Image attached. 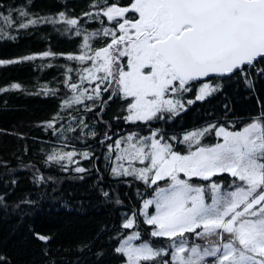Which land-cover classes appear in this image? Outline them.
<instances>
[{
	"label": "snow or ice",
	"instance_id": "6c2138e0",
	"mask_svg": "<svg viewBox=\"0 0 264 264\" xmlns=\"http://www.w3.org/2000/svg\"><path fill=\"white\" fill-rule=\"evenodd\" d=\"M30 4L0 5V39H15L13 27L61 21L65 31L74 30L70 34H83L80 51L23 54L0 59V65L66 55L80 67L65 66L63 83L72 95L61 100L62 109L87 99L84 111L97 108L95 115L102 121L109 102L119 101L120 111L112 118L147 129L146 134L127 131L115 139L106 129L99 138L95 131L84 132L89 125L83 115L73 117L79 119L81 136L97 137L107 149L104 156L113 177H131L124 182L144 185L131 214L122 216L115 235L108 236L115 241L111 251L120 264H264V101L258 99L259 113L247 119L230 116L225 104L215 119L181 134L169 135L157 126L233 83L250 93H256L257 82L264 84V0H90L82 16L100 22L92 33L66 11L40 16L27 10ZM92 37L99 38L95 46ZM72 71L79 84L69 77ZM49 93L55 96L56 90L45 88L44 94ZM44 123L52 127L55 118ZM73 130L71 125L66 129ZM77 155L89 158L91 146L79 153L54 148L43 162L66 169L64 162H73ZM0 164L7 168L6 161ZM38 171L33 173L36 183L43 180ZM74 171L86 169L77 165ZM100 192L110 198L108 191ZM33 203L24 198L12 207L22 212L21 204ZM115 203L122 201L117 198ZM0 206L7 210L3 195ZM143 225L151 237L163 238L158 246L133 243L141 236L133 229ZM29 230L48 257L43 264H57L48 248L53 235ZM99 238L97 233L75 248L91 251ZM94 255L100 261L105 251L100 248ZM0 264L12 262L0 254Z\"/></svg>",
	"mask_w": 264,
	"mask_h": 264
},
{
	"label": "trees",
	"instance_id": "16d2710c",
	"mask_svg": "<svg viewBox=\"0 0 264 264\" xmlns=\"http://www.w3.org/2000/svg\"><path fill=\"white\" fill-rule=\"evenodd\" d=\"M28 2L0 0V5L19 7ZM89 2L31 0L27 10L40 16H52L59 11H66L68 16L79 18L78 23L82 29L92 33L100 28V22L82 16V12L88 10ZM3 11L7 14V9ZM2 25L3 21L0 20ZM65 28L66 25L61 21L29 25L27 29L13 27L10 32L15 39H0V59L10 60L23 54L42 51L78 54L83 38L70 34L74 30L65 31ZM98 39L95 37L92 40L93 46L98 43ZM65 66L73 69L80 67L78 62L69 61L66 55H58L54 59L37 57L35 61L0 65V88L5 89L0 91V161L7 162V168L0 164V195L4 196L8 205L7 210L0 206V254L6 255L12 264H43L48 257L43 255L33 240L29 229L35 228L53 235L48 248L50 255L57 256V264H120V260L111 251L115 241H109L108 236L115 235L121 217L131 214L145 189L142 183L124 182L131 177L117 178L110 174V162L104 156L107 149L101 148L97 137L102 138L106 129L113 139L127 131L146 134L147 129L143 125L136 128L123 120L113 119L120 111L119 101L109 102L102 114V121L95 115L97 108L91 112H85L81 106L62 109L61 100L72 95L63 83ZM69 77L79 84L75 71ZM12 83H18L21 87L12 89ZM83 86L86 88L89 85L85 81ZM45 88L55 89L56 95L44 94ZM258 99L264 101V84L257 82L256 93H250L233 83L204 101L189 105L174 121L157 126L163 127L169 135L181 134L215 119L216 115L223 113L225 104L230 110V116L237 120L247 119L259 113ZM78 115H83L89 125L84 132L95 131L97 137L80 135L79 119H73ZM53 118L55 123L47 127L44 122ZM69 125L73 131H66ZM88 146H91L92 155L87 159L77 155L73 162L65 161L66 169L55 163L43 162L46 154L54 148L79 153L87 150ZM29 164L34 167L22 166ZM77 165L86 171L75 172ZM37 170L43 177L40 183L33 180V173ZM221 176L227 181L232 179L227 174ZM13 179L15 185L10 183ZM101 188L110 193V198L103 197ZM24 198L35 203L21 204L22 212L14 210L12 205ZM117 198L122 201L120 205L115 203ZM147 227L143 225L140 229H133L141 232L136 243L147 241L150 245L158 246L163 238L151 237L143 231ZM97 233H100V238L94 240L91 251L76 250V243L93 239ZM196 242L201 245L204 243L202 240ZM100 248L104 249L105 255L97 261L94 253Z\"/></svg>",
	"mask_w": 264,
	"mask_h": 264
},
{
	"label": "rangeland",
	"instance_id": "374dc122",
	"mask_svg": "<svg viewBox=\"0 0 264 264\" xmlns=\"http://www.w3.org/2000/svg\"><path fill=\"white\" fill-rule=\"evenodd\" d=\"M82 36V38H83V34L81 35ZM93 39H95V37H92V40ZM83 40V39H82ZM87 88V87H86ZM192 96L194 97V93L192 94ZM86 103H89V101L87 100V99H85L84 101H83V103L82 104H73V105H71L70 107H67V109H75V108H77L78 106H81V107H84V104H86ZM78 122V121H77ZM76 122V123H77ZM125 163H127V162H125ZM209 202H210V200H209ZM153 211H154V208H153ZM137 241V240H136ZM136 241H133V243H136Z\"/></svg>",
	"mask_w": 264,
	"mask_h": 264
}]
</instances>
